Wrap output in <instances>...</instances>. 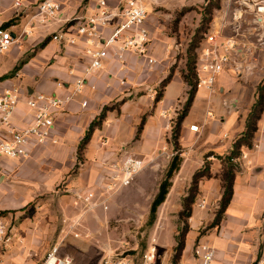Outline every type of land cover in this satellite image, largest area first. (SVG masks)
<instances>
[{
	"label": "crops",
	"instance_id": "1",
	"mask_svg": "<svg viewBox=\"0 0 264 264\" xmlns=\"http://www.w3.org/2000/svg\"><path fill=\"white\" fill-rule=\"evenodd\" d=\"M59 1L61 10L58 15L60 20L57 21L42 20L36 15L39 0H20L18 7L14 5V0H0V25L13 34L23 30L28 32L5 52L10 57V63L17 61L19 64L16 70L19 76L14 77L22 81V88L63 95L70 91L75 78L84 76L88 63L85 44L77 42L68 45L52 40L51 35L67 24V19L93 13L97 0ZM117 2L108 0L110 5ZM235 11L229 0H222V8L214 24L221 38L232 34L225 18L232 24ZM153 21L148 15L147 25L153 39L150 55L156 58L155 64L149 65L129 52L121 63L111 54L103 60L99 70L84 76L81 93L56 112V144L34 145L29 158H1L0 210L22 209L30 202L37 205L31 215L26 213L28 208L0 215V220L14 222V229L19 234L24 235V227L30 234L28 242L17 243L16 248L0 244V264H35V259L25 256L24 250L37 246L29 241H42V247H45L53 234H57L56 242L68 240L70 195L81 193L89 186L100 189L106 174L114 173L113 169L119 167L125 155L133 154L150 161L135 175L136 179L140 173L153 167L154 162L161 160L165 149L171 150L168 140L186 99L188 86L181 77L183 66L175 65L160 100L155 102L147 91L158 88L170 73L177 54L174 51L171 58L167 48L156 40L167 35L156 23L152 26ZM66 28L67 31L73 30L72 26ZM242 36L237 35L236 40L244 67L239 70L228 68L220 73L212 90L199 85L180 125L178 178H183V181L176 177L171 180L172 185L162 208L165 209L177 198L181 199L185 191L180 186L189 183L194 172L206 160L211 176L198 182L179 264H201L194 253L200 244L214 248L212 264H264V110L251 147L241 148L232 197L220 223L201 232L212 223L222 195V163L219 156L229 155L235 140L244 131L247 114L255 101L256 86L264 77V48H255V43L247 38L248 34L246 38ZM43 41L46 43L39 47ZM9 84H12L10 80L0 74V90ZM84 101L86 104L82 105ZM105 106L108 110L102 124L93 131L83 150V160L78 161L77 146L89 124ZM29 113L20 103L14 114L16 124L26 123ZM140 124L141 130L136 137ZM192 124L198 126L197 131L189 129ZM208 153L210 155L206 158ZM7 172H10L8 176ZM199 200L204 201L203 207L197 205ZM86 217H89L88 214ZM91 217L100 218V214ZM86 226L83 220V227Z\"/></svg>",
	"mask_w": 264,
	"mask_h": 264
},
{
	"label": "rangeland",
	"instance_id": "2",
	"mask_svg": "<svg viewBox=\"0 0 264 264\" xmlns=\"http://www.w3.org/2000/svg\"><path fill=\"white\" fill-rule=\"evenodd\" d=\"M145 1L147 2V13L154 19L151 25L153 26L156 23L161 32L167 35L163 39L156 38V40L167 48L168 56L171 58L174 51L175 54L176 50L179 51V58L176 64L178 66H184L186 49L197 28L201 30V38L198 41L196 54L197 50L205 42V34L218 30L217 27L215 28V23L222 8V0H220V7L212 11L210 21H208L209 15L205 13V6L208 0ZM229 4L235 7L241 14L237 20L239 24L238 37L243 35L242 37L246 38L248 34L247 38H251L250 41L255 43V48H264V38L260 39L255 34L263 31V28H259L254 23L255 8L249 9L238 0H229ZM252 7H254L253 4ZM93 11L96 10L94 9ZM202 18L206 19L203 25L200 23ZM225 19L227 25L230 27L232 21L230 22L228 18ZM156 32L159 33L158 31ZM229 32L232 33L231 30ZM152 40V37H150L149 48ZM9 61L10 57L6 56V53L0 55V74L2 77L6 75L4 78L9 79L10 83L21 87L22 81L14 77V73L19 69L15 70V68L19 64L17 61L14 63H10ZM225 104L228 105L227 102ZM171 139L172 136L170 135L168 141L171 150L165 149V153L162 154L160 161L153 164L151 162L153 167L140 173L134 179L135 175L142 170L140 169L132 177L134 180L132 181L131 179L127 185L120 184L123 171L116 167L115 170L113 169L114 173L106 174V179L103 180L100 189L97 190L93 186H89L84 188L81 193L71 194L70 237L68 240L63 243L56 242L57 234H53L51 235L49 245L45 247H42V241H29L30 244L35 243L37 246L33 249L24 250L26 258L35 259V264H40L47 252L57 245L59 247L58 256L69 255L72 260L71 264H99L104 257L116 255H127L134 260L135 264H171L176 238L179 236L184 223H188V218H180L179 212L182 208V198L188 194L191 181L180 186V189L185 191L180 200L177 198L176 201L169 203L165 209L164 207L162 208L163 203L160 204L157 208L155 219L152 222L149 221L150 204L157 193L159 183L165 176L167 166L175 153H178L179 156L181 155V148L176 150L173 147ZM145 162L146 165L150 163V161ZM76 167H79V165H76ZM10 172L6 173L7 176ZM174 177L177 180L180 179L181 182L183 181V178H178V170L173 174L171 180ZM43 197L44 195L39 198ZM178 204H180L179 210L177 209ZM36 205V202H30L27 207L22 209L0 210V212H5L0 213V215H6L8 212H15L25 208H28L26 213L31 215ZM43 212L45 213V211ZM97 213L100 214V218L91 217ZM86 214L89 217H86ZM83 220L87 225L86 227H83ZM8 224V230L11 231L10 240L5 243L3 239H0L1 246L16 248L17 243L21 242L23 244L24 241L28 242L27 238L30 234L27 228H23L24 235H21L14 229V222L11 221ZM207 228L208 226L202 229L201 232L203 233ZM150 254L153 255V258L148 260L146 256Z\"/></svg>",
	"mask_w": 264,
	"mask_h": 264
},
{
	"label": "built area",
	"instance_id": "3",
	"mask_svg": "<svg viewBox=\"0 0 264 264\" xmlns=\"http://www.w3.org/2000/svg\"><path fill=\"white\" fill-rule=\"evenodd\" d=\"M154 1V0H149ZM247 7L255 8L254 23L263 31L255 33L260 39L264 38V0H238ZM250 1L252 5L250 6ZM18 7L20 0H14ZM145 0H118L110 5L108 0H97L96 11L67 19V24L60 27L51 35V39L68 45L77 42L85 44V53L88 63L84 69V76L99 70L103 60L112 56L123 63L125 54L131 53L145 60L149 65L156 63V58L150 55L149 42L151 33L147 25L148 13ZM61 3L59 0H39L36 4V15L42 20H60L59 12ZM238 14V15H237ZM240 12L236 9L233 13L234 22L231 24L232 34L222 37L219 30L205 35V42L197 50L196 73L198 86L212 90L217 76L228 68L239 70L244 67L240 61L241 49L237 47L238 18ZM73 27L67 31L66 27ZM28 35L27 31L14 34L0 25V54L8 51L10 46ZM15 77L19 76L15 72ZM75 78L71 89L63 95L45 94L28 88H22L16 84H9L0 90V178L1 158H29L34 145L46 143L55 144L58 138L55 136V114L67 102L81 93L85 77ZM155 99L156 89L147 90ZM20 103L30 111L28 120L22 125L15 122V111ZM84 101L82 105H85ZM189 129L197 131V125H190ZM146 166V162L133 154H127L122 159L119 169L123 171L120 184L127 185L132 177ZM197 205L203 207L204 201H197ZM9 224L0 220V239L9 242L11 231ZM58 246L49 250L40 264H71L69 256H58ZM201 264H212L215 250L208 244H200L194 250ZM148 260L153 258L150 254ZM264 260V254L262 255ZM99 264H135L127 255L104 257Z\"/></svg>",
	"mask_w": 264,
	"mask_h": 264
},
{
	"label": "trees",
	"instance_id": "4",
	"mask_svg": "<svg viewBox=\"0 0 264 264\" xmlns=\"http://www.w3.org/2000/svg\"><path fill=\"white\" fill-rule=\"evenodd\" d=\"M219 7H220V0H208L205 6V10H206L205 13L209 15L208 21H210L212 11L214 9H218ZM205 20H206L205 18L201 19V22H200L201 25L205 23ZM200 32H201L200 28H197L196 33L194 34L193 38L191 39V42L189 43L186 49L184 66H183V69L181 70V77L183 81L187 84L188 90H187L186 99L179 110L174 126L172 127V130H171V136H172L171 140L173 143V147L176 148V150L180 148L178 137H179V129H180L182 119L187 115L188 110L190 109V106L193 102L197 87H198V80H197V73H196V57H197L196 49L198 46L199 38H201ZM46 41H43L39 45V47H42L46 43ZM176 51H177L176 60H175V63L171 66L170 73L160 82L158 88L156 89V96L154 99L155 102L161 99L163 89L172 77L173 70L179 58V51L178 50ZM17 68L18 67H16L15 70ZM255 94H256L255 101L252 104L247 114L246 120H245L244 131L235 140L233 144V149L230 152V154L224 157L219 156V158L221 159V163H222V171L220 173L222 195L219 201L218 210L215 213L212 223L208 227H213L215 225H218V223L221 221L223 212L225 211L232 197L233 179H234L235 171L237 170V167H238V159L241 156V148L251 147L252 145L253 136L257 130V122L260 119L262 112L264 110V77L260 80V82L256 86ZM107 110H108V107L105 106L102 112L98 115L97 118H95L89 124L87 130L85 131L84 136L82 137V139L80 140L77 146L78 161L82 160L83 150L86 147L88 141L90 140L93 131L96 128H99L101 126L102 120L105 117V113ZM140 130H141V124L138 127L136 137H138ZM209 155L210 154L208 153L205 155V157L207 158ZM180 162H181V158L179 154L175 153L167 166L165 176L159 183L157 193L155 194L150 204V208H149V221L150 222H152L155 219V214H156L158 206L164 202L166 195L169 191V188L171 186V178L173 174L178 170ZM210 176H211V173L209 171V163L206 160L203 166L200 169L196 170L194 174L192 175L189 192L186 196L182 198V201H181L182 208L179 212L180 218L190 217L191 205L195 201L197 188H198V182L203 177L208 178ZM0 213H5V212L2 211ZM188 229H189V225L186 222L184 223L179 236H177L176 238V245L174 247V255H173L171 264H179V259H180L182 250L184 248L185 237H186V233Z\"/></svg>",
	"mask_w": 264,
	"mask_h": 264
},
{
	"label": "bare ground",
	"instance_id": "5",
	"mask_svg": "<svg viewBox=\"0 0 264 264\" xmlns=\"http://www.w3.org/2000/svg\"><path fill=\"white\" fill-rule=\"evenodd\" d=\"M153 250V249H152Z\"/></svg>",
	"mask_w": 264,
	"mask_h": 264
},
{
	"label": "water",
	"instance_id": "6",
	"mask_svg": "<svg viewBox=\"0 0 264 264\" xmlns=\"http://www.w3.org/2000/svg\"><path fill=\"white\" fill-rule=\"evenodd\" d=\"M14 35V34H13Z\"/></svg>",
	"mask_w": 264,
	"mask_h": 264
}]
</instances>
